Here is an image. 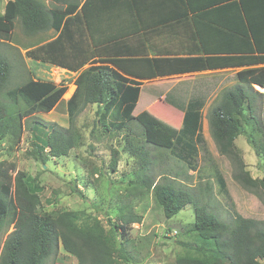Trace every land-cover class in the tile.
<instances>
[{
  "label": "trees",
  "instance_id": "16d2710c",
  "mask_svg": "<svg viewBox=\"0 0 264 264\" xmlns=\"http://www.w3.org/2000/svg\"><path fill=\"white\" fill-rule=\"evenodd\" d=\"M49 1L55 5L54 8H47L41 0H8L4 12L0 14V43L12 41L16 19L30 36L50 30L62 32L66 17L73 14L77 6L72 0ZM61 35L58 41L62 40ZM58 41L34 47L27 51V55L35 61L79 72L80 69L62 62L64 57ZM255 62L264 64V55ZM11 67L9 60L0 57V97L9 82ZM128 71L115 59L82 70L74 82L75 90L67 101L69 127L45 122L35 124L32 155L38 160L68 156L83 141L82 134L75 126L76 118L88 105H97L98 123L105 131L132 133L126 138L125 149L140 161L139 183L134 191L145 189L152 192L167 219L189 204L194 206L195 221L191 231L196 235L197 242L191 252L178 258L175 264H262L264 220L243 217L230 207L228 211L232 220L225 222L211 210L208 202H203L190 190L177 185L176 178L165 175L161 176L165 178L164 181H156L151 174L154 163L151 151L147 145L136 141L147 136L150 144L169 149L179 161L191 169L195 168V158L200 148L206 145L202 131L203 111L209 100L207 95L199 94L190 99L187 106L177 108L183 111V119L173 139L160 131L159 127L141 122L135 116L142 84L137 81L140 77ZM236 78L239 84L225 90L220 102L209 114L211 133L220 153L232 161L234 179L264 203V178L254 179L251 176L235 144L242 133L240 120L245 117V106L254 116L255 99L264 97V93L254 88V85L264 88V67L243 70ZM67 92V87L43 80H31L8 91L7 96L14 106L20 103L28 110L10 112L0 98V139L15 130L17 120L53 111ZM133 123L140 128V135H135ZM148 142L145 141V144ZM118 155V151L113 152L114 171ZM13 169L5 162L0 163V235L8 233V227L13 225L3 244L0 264H47L51 258L58 256L61 249L76 257L78 264H118L115 253L125 252L124 246L131 241L133 225L141 224L143 219L134 208L128 205L121 208L108 231L97 218L83 217L80 212L41 213L39 186L31 185L26 173L21 171L13 178ZM216 179L220 192L229 198L226 180L219 171ZM74 192L81 194L75 189Z\"/></svg>",
  "mask_w": 264,
  "mask_h": 264
},
{
  "label": "rangeland",
  "instance_id": "374dc122",
  "mask_svg": "<svg viewBox=\"0 0 264 264\" xmlns=\"http://www.w3.org/2000/svg\"><path fill=\"white\" fill-rule=\"evenodd\" d=\"M7 1L0 0V14L4 12ZM41 1L49 9L55 6L49 0ZM14 23L12 41L0 43V57L9 60L12 66L9 82L0 97L2 102L8 106L10 112L16 109L27 111L28 108L25 109L23 104L14 106L7 92L31 80L52 81L59 87L65 86L68 92L64 100L69 99L75 90L74 82L79 74L35 61L24 51L45 42L50 37V32L30 36L24 32L18 19ZM254 88L264 93V88ZM223 90L209 96L204 108L202 132L206 145L200 148L195 158V168L191 169L179 161L169 149L150 144L147 136L136 141L147 145L151 151L154 162L151 174L156 181H164L165 178L161 176L165 175L176 178L177 185L190 190L203 202H208L211 210L225 222L232 220L228 211L230 207L243 217L264 220V203L261 198L234 179L232 161L220 153L212 137L209 114L220 102ZM147 103V95L142 93L135 116L148 125L154 124L174 139L182 126L183 112L167 103L156 102L151 108L145 106ZM255 103L254 116L250 115L245 106V117L240 120L242 133L235 144L251 176L254 179H263L264 97H258ZM98 118V106L88 105L75 121L76 128L83 136L81 145L71 150L68 156L38 160L32 155L35 140L33 127L43 122L69 127L67 105L61 102L49 113L40 112L23 117L20 121L17 120V127L13 132L0 139V163L5 162L14 168L11 170L13 178L21 171L26 173V179L31 185L39 186L41 213L80 212L83 217L97 218L108 231L121 208L126 205L134 208L143 219L141 224L133 225L131 241L124 246L125 252L115 253L118 264H175L178 258L191 252L197 242L196 235L191 231L195 221L194 206L189 204L177 215L167 219L152 192L145 189L134 191L139 183L140 161L125 149L126 138L132 133L107 132L99 125ZM132 127L135 135H140L141 130L137 124L133 123ZM156 136L161 140L160 136ZM114 151L119 152L115 171L112 169ZM217 171L226 180L229 198L219 190ZM74 189L81 194L74 192ZM12 230L13 225L10 224L8 233L0 235V254L4 241ZM261 263L264 264V260ZM47 264H78V259L61 249L58 256L51 258Z\"/></svg>",
  "mask_w": 264,
  "mask_h": 264
},
{
  "label": "crops",
  "instance_id": "0c3cea01",
  "mask_svg": "<svg viewBox=\"0 0 264 264\" xmlns=\"http://www.w3.org/2000/svg\"><path fill=\"white\" fill-rule=\"evenodd\" d=\"M72 3L77 9L66 17L62 32L50 30V37L37 46L56 42L62 34L57 43L62 62L80 70L47 65L76 75L102 61L118 60L140 77L147 108L156 102L185 107L199 94L209 99L237 86L239 72L264 67L255 62L264 55V0Z\"/></svg>",
  "mask_w": 264,
  "mask_h": 264
}]
</instances>
